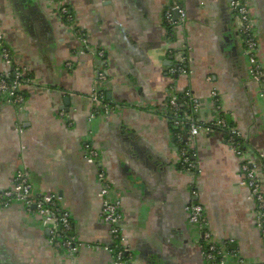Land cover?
Returning a JSON list of instances; mask_svg holds the SVG:
<instances>
[{
	"label": "crops",
	"instance_id": "1",
	"mask_svg": "<svg viewBox=\"0 0 264 264\" xmlns=\"http://www.w3.org/2000/svg\"><path fill=\"white\" fill-rule=\"evenodd\" d=\"M247 1L264 65V0ZM66 2L71 24L54 0H0V33L12 56L8 64L0 55V72L20 70L28 80L21 109L0 95V192L27 170L35 196L56 195L70 210L83 247L73 256L56 250L42 218L14 203L0 209V264H112L99 171L112 199L121 201L133 264H204L201 233L187 211L196 202L214 242L237 250L231 264H263L256 206L239 182L248 160L264 187V101L249 76L232 0ZM175 4L187 17L170 28L171 36L165 14ZM184 55L187 74L171 76V56ZM101 69L109 75V115H94L91 102ZM188 91L198 100L196 112L184 101ZM170 97L179 98L183 121L193 117L202 126L224 119L238 130L244 156L220 131H200L194 139L188 127L176 133ZM87 145L99 154L92 163ZM188 146L196 166L190 172L181 166Z\"/></svg>",
	"mask_w": 264,
	"mask_h": 264
},
{
	"label": "built area",
	"instance_id": "2",
	"mask_svg": "<svg viewBox=\"0 0 264 264\" xmlns=\"http://www.w3.org/2000/svg\"><path fill=\"white\" fill-rule=\"evenodd\" d=\"M59 9L61 19L69 24L73 22V14L67 5L66 0H54ZM231 10L234 20L238 23V32L243 45L244 56L248 60L249 76L259 87V96L264 101V65L258 58L259 44L255 34L254 23L251 18L249 5L247 0H232ZM175 12L178 19H175ZM166 24L169 28H173L179 23H183L187 17L184 8L175 4L166 11ZM0 55L2 59L10 64L12 61L11 52L5 43L4 37L0 33ZM99 57L106 60V53L99 52ZM176 67L169 70L171 76L187 74L186 57L181 56L176 59ZM11 75V74H10ZM99 87H97L92 95L91 102L93 104L94 115H109L114 107L111 103L106 102L104 85L109 79L108 72L104 69L99 70L97 75ZM25 74L20 70H15L12 76L0 72V95L7 103L21 109L26 100L22 94L23 86L27 82ZM216 94L214 93V96ZM185 102L192 105L194 112L197 110L198 100L188 91L185 93ZM169 107L174 117L173 126L177 129H184L185 126L190 128L191 137L194 139L200 134V131L211 133L220 131L226 135V142L231 150L238 157H243L245 153V144L241 133L230 128L224 119H219L216 123L199 125L193 117L187 118L185 121L179 119L181 114V102L177 97H170ZM88 162H94L99 158L96 150L89 145L86 146ZM181 166L187 170L195 169V164L191 160L193 152L189 146L181 150ZM240 186L247 188L250 192V198L256 206V224L259 229L261 240L264 244V190L259 178L257 166L248 160H243L240 165ZM98 179L101 184L100 196L102 200L101 219L102 222L110 226L111 244L105 247L113 256L112 264H133L129 252L124 246L125 239L123 237V215L121 212V201L112 199V186L103 171H99ZM193 194L197 195L196 191ZM23 203L29 212H34L42 218L44 226L49 230L50 244L59 251H65L71 256L77 254L83 243L78 240L75 233V225L70 210L60 204L56 195L41 194L35 196L33 194V184L30 173L21 169L15 174L11 188L0 192V209L7 208L14 203ZM189 214V222L196 227L201 233V251L204 258V264H231L229 258L237 256V250L218 246L213 240V234L209 229L205 208L202 204L196 202L187 208ZM234 264H244L237 259ZM264 264V263H263Z\"/></svg>",
	"mask_w": 264,
	"mask_h": 264
},
{
	"label": "trees",
	"instance_id": "3",
	"mask_svg": "<svg viewBox=\"0 0 264 264\" xmlns=\"http://www.w3.org/2000/svg\"><path fill=\"white\" fill-rule=\"evenodd\" d=\"M169 30V32H170V35L172 36V31L170 30V28L168 29ZM169 35V36H170ZM106 97V96H105ZM106 99V98H105ZM179 119H184V110L183 109H181V114H180V116H179ZM173 128H174V130H175V132L177 133V132H179L181 129H177V128H175L174 126H173ZM185 128H187L186 126H185Z\"/></svg>",
	"mask_w": 264,
	"mask_h": 264
},
{
	"label": "water",
	"instance_id": "4",
	"mask_svg": "<svg viewBox=\"0 0 264 264\" xmlns=\"http://www.w3.org/2000/svg\"><path fill=\"white\" fill-rule=\"evenodd\" d=\"M175 16H176V18H177V13L175 14ZM106 58H107V57H106ZM175 60H176V59H174V57L171 56L170 61H171V63L173 64V66L176 65V64H174V63H175V62H174ZM190 175H191L192 177H194L195 174H194V173H191Z\"/></svg>",
	"mask_w": 264,
	"mask_h": 264
},
{
	"label": "rangeland",
	"instance_id": "5",
	"mask_svg": "<svg viewBox=\"0 0 264 264\" xmlns=\"http://www.w3.org/2000/svg\"><path fill=\"white\" fill-rule=\"evenodd\" d=\"M260 178V177H259ZM263 186V185H262ZM263 190H264V187H263Z\"/></svg>",
	"mask_w": 264,
	"mask_h": 264
}]
</instances>
